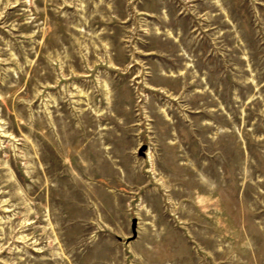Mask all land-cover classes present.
<instances>
[{
    "label": "rangeland",
    "instance_id": "374dc122",
    "mask_svg": "<svg viewBox=\"0 0 264 264\" xmlns=\"http://www.w3.org/2000/svg\"><path fill=\"white\" fill-rule=\"evenodd\" d=\"M0 264H264V0H0Z\"/></svg>",
    "mask_w": 264,
    "mask_h": 264
},
{
    "label": "water",
    "instance_id": "95a60500",
    "mask_svg": "<svg viewBox=\"0 0 264 264\" xmlns=\"http://www.w3.org/2000/svg\"><path fill=\"white\" fill-rule=\"evenodd\" d=\"M137 236V230H136V220L133 222V238Z\"/></svg>",
    "mask_w": 264,
    "mask_h": 264
}]
</instances>
